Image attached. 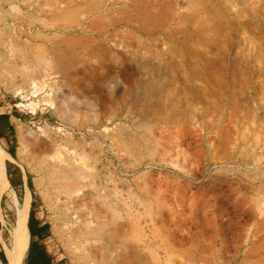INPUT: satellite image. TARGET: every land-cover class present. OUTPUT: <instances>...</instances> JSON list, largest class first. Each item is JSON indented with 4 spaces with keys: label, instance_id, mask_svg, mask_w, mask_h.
I'll list each match as a JSON object with an SVG mask.
<instances>
[{
    "label": "rangeland",
    "instance_id": "1",
    "mask_svg": "<svg viewBox=\"0 0 264 264\" xmlns=\"http://www.w3.org/2000/svg\"><path fill=\"white\" fill-rule=\"evenodd\" d=\"M0 12V112L20 117L14 161L54 263L264 264V0H5ZM33 46L55 63L23 101L9 64L33 71ZM47 95L52 107L27 106ZM59 157L80 182L75 208L105 225L98 238L77 243L56 208L44 181ZM25 187L2 195L7 244Z\"/></svg>",
    "mask_w": 264,
    "mask_h": 264
},
{
    "label": "bare ground",
    "instance_id": "2",
    "mask_svg": "<svg viewBox=\"0 0 264 264\" xmlns=\"http://www.w3.org/2000/svg\"><path fill=\"white\" fill-rule=\"evenodd\" d=\"M2 2L5 3V0H0V3ZM2 18H5V15L4 13L1 14L0 12V20H2ZM4 32L5 34L8 32L9 36L12 35H10V32L12 33V30L10 31L8 29V31ZM39 47L40 48L33 46V71L32 69L30 70L29 67L26 65L27 62L25 60H23L25 62L23 63L24 65L21 67H17V64L15 67L14 62H10L9 64V71L13 74H20L22 84L25 85L14 89V94L16 96H20L23 101L30 100L27 96L30 90H32L31 94L33 98H36L38 96L39 92H41L45 88L43 79H48L51 75V71L54 68L56 55H53V52L50 48L47 49L41 46ZM30 49H32V47ZM13 50V52L16 53L14 56L19 58V61H21L23 59V56L26 55L25 51L22 52L14 41ZM51 87L52 86H48V88L50 89ZM51 101V96L47 95L38 101H32L27 106L32 112H34L36 108L40 106V103L44 106L52 107L53 104ZM9 159H11L9 155L0 146V202L2 195L10 188L5 172V162ZM15 163L20 166L17 162ZM68 165L69 164L67 163V160L61 159L60 157L57 160H51L47 162L46 175L48 176V181L44 182L48 184L52 197L59 201V206H56V208L60 213L64 215L65 221H67V223L69 224L68 230L70 234L73 236V239H75L77 243L81 244L84 243L83 241L85 240L88 241L90 238L94 237L98 238V236L102 235V233L104 234L103 227H105V225H96L95 227L91 226V224L95 220L94 217H92L89 212L76 209L73 205V194L78 189L80 182L75 181V171L71 169V167H69ZM12 194H14V192ZM29 210L30 199L28 196H24L21 201V204L16 209L15 223L13 229L10 231L9 234V243L7 244L0 237V244L6 256L7 264H22L29 243L27 233V220L29 216ZM110 210L112 212L111 220H116L118 216L115 210L112 207L110 208ZM1 217L2 212L0 206V219Z\"/></svg>",
    "mask_w": 264,
    "mask_h": 264
},
{
    "label": "trees",
    "instance_id": "3",
    "mask_svg": "<svg viewBox=\"0 0 264 264\" xmlns=\"http://www.w3.org/2000/svg\"><path fill=\"white\" fill-rule=\"evenodd\" d=\"M14 117L16 118H19V116H17L16 114H13ZM8 119V116L7 115H0V132L5 130V128L8 126V124L6 123V120ZM9 130H10V134H11V137L13 139V147H15V133H14V129L11 127V126H8ZM0 139H1V136H0ZM7 153L10 154V156L15 159V152L13 149H7L5 150ZM5 167H6V175H7V179L9 181V184H10V187L16 192H18L19 190H23L24 188V181L22 179V174H21V171H20V168L17 164L15 163H11L9 161H6L5 162ZM26 185H27V189L29 191V197L31 195L32 197V201H31V208L29 210V217H28V223H27V227H28V230H29V234L31 236H33V224H32V220H33V210H34V204H35V197H34V193L32 191V183H31V179H30V176L26 174ZM30 197V199H31ZM22 196L20 195L19 196V200L22 201ZM2 199V198H1ZM2 203V202H1ZM14 220V218L12 219ZM49 228V225L47 224H44L42 227H41V230H47ZM5 236V235H4ZM6 238V237H5ZM33 249V244L30 243L29 244V247L27 249V252L25 254V257L22 261V264H28L29 260H30V255H31V251ZM50 256L46 253L45 249L43 248L42 251L40 252L39 256H37L35 258V260H37V264H49L50 262ZM0 261L3 263V264H6V258L4 256V253L3 251H0ZM58 264V263H57Z\"/></svg>",
    "mask_w": 264,
    "mask_h": 264
},
{
    "label": "crops",
    "instance_id": "4",
    "mask_svg": "<svg viewBox=\"0 0 264 264\" xmlns=\"http://www.w3.org/2000/svg\"><path fill=\"white\" fill-rule=\"evenodd\" d=\"M0 115H7L8 116V119L6 120V123L8 124V126H11L14 129V133H15V127H14L13 122L16 121L17 118L14 117L12 114H9L8 112H0ZM8 126L5 128V130L0 132V136H1L0 142H5V145H6L5 150H7L9 148L13 149L15 154H16V147H13V139L11 137L10 130H9ZM15 138H16V135H15ZM15 144H16V142H15ZM7 154L9 155V157L11 159L6 160V161H9L11 163H15L14 159L10 156V154L9 153H7ZM5 172H6V167H5ZM6 178H7V175H6ZM22 179H23V181H26V177L24 179V174L22 175ZM8 183H9V181H8ZM28 192L29 191H28L27 187H25L24 196H28L29 197L30 193H28ZM29 199H30V197H29ZM30 202H31V199H30ZM27 223H28V220H27ZM32 224H33V236H31L29 234V230H28V227H27V233H28V238H29L28 247H29L30 243L33 244V249L31 251L30 260H29L28 264H37V260H35V258L37 256H39V254H40V252L42 251L43 248L45 249L46 253L49 255V253L47 252L46 248L43 246V241L45 240V237H46V235H47V233L49 231V228L47 230H41V227L44 224H47V223L40 220V217H39L38 213H37V215L33 214ZM49 264H56V263H54L53 259L51 258Z\"/></svg>",
    "mask_w": 264,
    "mask_h": 264
},
{
    "label": "water",
    "instance_id": "5",
    "mask_svg": "<svg viewBox=\"0 0 264 264\" xmlns=\"http://www.w3.org/2000/svg\"><path fill=\"white\" fill-rule=\"evenodd\" d=\"M22 171V170H21ZM23 173V172H22ZM24 179H25V176H24ZM4 253V252H3ZM4 256H5V254H4ZM5 258H6V256H5Z\"/></svg>",
    "mask_w": 264,
    "mask_h": 264
}]
</instances>
